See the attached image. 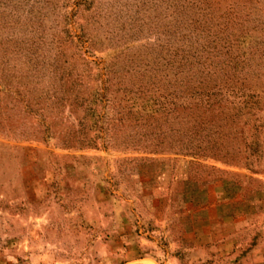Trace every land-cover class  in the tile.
Returning a JSON list of instances; mask_svg holds the SVG:
<instances>
[{"label":"rangeland","instance_id":"374dc122","mask_svg":"<svg viewBox=\"0 0 264 264\" xmlns=\"http://www.w3.org/2000/svg\"><path fill=\"white\" fill-rule=\"evenodd\" d=\"M0 264H264V0H0Z\"/></svg>","mask_w":264,"mask_h":264},{"label":"trees","instance_id":"16d2710c","mask_svg":"<svg viewBox=\"0 0 264 264\" xmlns=\"http://www.w3.org/2000/svg\"><path fill=\"white\" fill-rule=\"evenodd\" d=\"M1 75H2V73L0 72V78H1Z\"/></svg>","mask_w":264,"mask_h":264}]
</instances>
